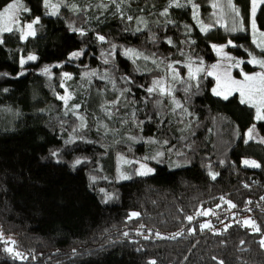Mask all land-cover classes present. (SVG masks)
I'll list each match as a JSON object with an SVG mask.
<instances>
[{"label": "trees", "instance_id": "16d2710c", "mask_svg": "<svg viewBox=\"0 0 264 264\" xmlns=\"http://www.w3.org/2000/svg\"><path fill=\"white\" fill-rule=\"evenodd\" d=\"M179 2L186 6L161 16L169 0H58L57 15H46L44 0H23L20 21L39 18L35 35L9 32L0 42V110L14 112L0 128V232L11 238L0 241V264H264V122L255 125L259 140L245 143L252 108L214 95L206 70L195 82L185 77L189 63L214 64L210 42L230 39L232 63L247 72L256 70L249 53L264 52L248 32H202L191 5ZM234 2L248 14L251 0ZM254 19L264 32V3ZM129 48L155 68L124 57ZM73 52L82 54L70 59ZM170 63L179 74L175 112L169 98L147 92L161 76L156 65ZM64 73L72 77L67 107L58 99ZM77 104L83 127L68 111ZM119 159L132 164L118 170ZM137 161L153 172L137 175ZM132 212L139 215L129 219Z\"/></svg>", "mask_w": 264, "mask_h": 264}, {"label": "snow or ice", "instance_id": "6c2138e0", "mask_svg": "<svg viewBox=\"0 0 264 264\" xmlns=\"http://www.w3.org/2000/svg\"><path fill=\"white\" fill-rule=\"evenodd\" d=\"M60 2L62 3L63 0H60ZM112 3H116V0H111ZM121 3L124 2V0H120ZM45 3V7L46 8H50L51 12L49 13L50 15H57L58 13V9H59V4H51L50 0H44ZM258 3H264V0H252V16H253V20H252V29H253V43L256 44V46L258 48L261 49L262 52H264V32L261 33H256V24H255V13H256V9L258 6ZM187 4L191 5L192 9H193V19L197 21V23L200 25V30L202 32H208L210 29L209 25H204L200 20H199V5L195 4L193 2V0H187ZM117 11L120 10V4L117 3ZM186 5L181 4L179 2V0H169V4L168 6L164 9L163 12L160 13L161 16H166L168 14V8L171 7H184ZM214 8H221V4H219L218 2H214L212 5ZM227 7L228 9L235 14L236 17L240 16V10L235 7V5L232 3V0H227ZM28 9L22 4L21 0H12V2L8 3L6 6L3 7V10L0 11V33L3 32H11L13 31V25L19 26V14L21 11H27ZM72 10L74 12L80 11L79 9L76 8V6L73 4L72 5ZM129 20L132 19L131 16L127 17ZM221 18H223V13H221ZM39 23V18L33 20L31 23H28L26 25H24V31L21 32V39H25L27 36H33L35 35V30L33 25ZM187 27V26H186ZM70 28L72 31L74 32H79V34L81 36L86 35V33L81 30V29H77V28H72L70 25ZM139 30V29H138ZM231 31H236L237 28L233 27L231 29H229ZM240 30H243V28L241 27ZM190 31V29H189ZM257 36L259 38H257ZM97 39L101 42H103L105 40L104 36L98 35ZM154 39V37H153ZM2 42V41H0ZM168 43L171 44L172 41L168 40ZM229 44H231V41L228 42ZM234 46V45H233ZM213 49L216 51L218 56H221L222 59L225 60H229L232 61L233 58L231 56H229L227 53L224 52V46H216L213 45ZM81 52H73L70 56V59H74V58H79V56L81 55ZM125 55L129 56V57H140L143 56V53L137 52L134 49H127L125 51ZM249 55L251 56V53H249ZM28 60H35L36 57L35 56H28L27 57ZM145 60L148 59V57H144ZM26 61L24 59H21V65L23 66V64ZM155 62V61H154ZM105 63H107V60L105 61ZM240 63H242V61H235L234 63L229 65V68L226 69L222 74L218 73L216 70L220 67L219 64H214L211 66V70L207 71V75L209 76H213L215 75L216 77V87L213 88V94L217 95V96H222L224 99H228L229 95H231L233 92H237L240 95V102L242 104H248L250 107L255 109V118L257 121H264V71H260V72H256L254 74H247V73H243L241 72V75L243 76L242 80H237L234 79L231 76V72L230 69L232 67H238L240 65ZM247 63L250 64H254V65H258L261 69H264V59H257L255 56H252V58L250 60L247 61ZM200 65L198 67L193 68L192 64L189 63L187 65L188 69H189V78L190 79H195L196 75L200 72L205 71V69L202 67L203 65V61H200ZM167 67L171 70V76L173 80L178 79L179 74L177 73L176 69L173 67V65L170 63L167 65ZM42 73L45 75H49L50 74V68L49 67H45L44 69H42ZM92 75H96L95 72L92 73ZM72 77L68 74V73H64V79L65 80H69ZM124 79H127L126 77ZM63 87V84L61 85ZM159 91V93L161 95H171V90L170 88H166L164 86V81L162 79L160 80H154L153 81V86L149 87L147 89V92L149 94H152L156 91ZM125 91H128V89H125ZM58 99L63 100L65 103V106L67 107L68 105V101L72 99V96L70 93H67L64 96H59ZM113 103H116V101H114ZM176 108H180L182 107V105L178 102V101H174ZM80 106L74 105L71 108H68V111H71L73 115H76V111L75 109H78ZM68 111L65 112V115L68 114ZM186 111V110H185ZM78 119H80L81 121H83V117L82 116H78ZM83 123H81L80 127H83ZM247 139L245 140V143H247L249 140H253L256 138L255 136V125H253L251 128L248 129L247 133H246ZM151 143H155V141H150ZM260 144H264V139H260L259 140ZM53 156H56L57 153L53 152L52 153ZM162 155V153H157V156ZM124 163H131L130 161H123ZM76 164L81 163V161L79 159L76 160L75 162ZM243 163L246 166L249 167H253V168H258L260 167V165L255 161V160H244ZM153 170L151 168H148L145 164H141L140 168L137 170L136 174L137 175H148L152 172ZM213 179H215V174L213 173H209ZM121 178L122 179H129L130 177L121 173ZM95 178H93L94 180ZM103 191V190H101ZM111 197H109L110 199ZM221 199L223 200V197H221ZM264 199V198H262ZM229 206L231 208L236 207V205L232 204L230 201H226ZM209 213L207 211L205 212H198L197 215H208ZM139 213L137 212H132L129 215V219H132L136 216H138ZM194 217L192 216H188L187 219L189 221H192ZM244 226H250L254 231H260L259 227H257V225L255 224L254 221L252 220H244L243 221ZM201 229H208L211 228V224L210 223H204L200 225ZM125 236L128 235L127 232L124 233ZM147 238V237H145ZM260 245L262 248H264V239L260 240ZM6 251L11 252L12 249L8 248L6 249ZM17 256H19V253H16ZM213 259H215V257H213ZM148 264H155V261H149ZM221 264H223V262H221Z\"/></svg>", "mask_w": 264, "mask_h": 264}, {"label": "rangeland", "instance_id": "374dc122", "mask_svg": "<svg viewBox=\"0 0 264 264\" xmlns=\"http://www.w3.org/2000/svg\"><path fill=\"white\" fill-rule=\"evenodd\" d=\"M12 2V1H11ZM22 4H23V0H21ZM193 2L197 5H199V20L204 24V25H209L210 26V29H213V28H216V27H219L221 28L226 34L228 35H233V34H237V33H244V32H248L252 38V42H253V29H252V20H253V16H252V0L250 2V9H249V12L248 14H242V12L240 11V16L239 17H236L234 13H232L228 7H227V0H193ZM214 2H218L219 4H221V8H214L212 5ZM50 3L51 4H59L58 3V0H50ZM232 3L235 5V2L234 0H232ZM45 4V3H44ZM261 3H258V6L260 5ZM257 6V7H258ZM235 7H237L235 5ZM192 8V7H191ZM238 8V7H237ZM239 9V8H238ZM2 9H0V11H2ZM59 10V9H58ZM193 10V9H192ZM240 10V9H239ZM51 12V9L50 8H47V12H46V15H50L49 13ZM193 13V11H192ZM221 13H223V18H221ZM19 19V26H16V25H13V31L11 32H18L20 33L21 35V32L24 31V25L28 24V23H31V22H27V23H22L20 21V18L18 17ZM37 19V18H36ZM196 22V25L199 27L200 29V25L197 23V21L195 20ZM34 27V25H33ZM233 27H236L237 30L236 31H231L229 29L233 28ZM241 27L243 28V30H240ZM209 29V30H210ZM262 31H260L258 29V27L256 26V33H261ZM6 33H9V32H3V33H0V41H2V38H3V35L6 34ZM27 37H30V36H27ZM26 37V38H27ZM25 38V39H26ZM257 38H259L257 36ZM24 40V39H22ZM231 41L230 39H228L226 42L224 43H215V42H210V47L213 51V54L215 56V62L214 64H219L220 67L216 70L218 73L222 74L226 69L229 68V65L230 63H232V61H229V60H225V59H222L221 56H218L216 51L213 49V45H216V46H224V52L227 53L229 56H231L233 58V56L230 54L229 52V48L233 47L234 43L231 41V44H229L228 42ZM101 42V41H100ZM254 46L256 47V50H259L261 51L260 48H258L256 46V44H254ZM125 51L126 50H123L122 53H123V56L128 58V59H131V60H138L140 59V67L143 69V70H147V69H151V68H155L153 65V62L154 60L151 59V58H148L147 60L144 59L145 56H140V57H129L127 55H125ZM252 56H255L257 59H262V57L258 56L257 54L255 53H251V56L249 57V60L252 58ZM24 59V58H23ZM25 60V59H24ZM26 61V60H25ZM27 61H33V60H28ZM192 64V63H191ZM213 64V65H214ZM251 67L255 68L256 70L254 72H247L245 67L242 66V64L240 63V65L238 67H232L230 69V72H231V76L234 78V79H237V80H242L243 79V76L241 75V72L243 73H247L249 75L251 74H254L256 72H260V71H264V69H261L258 65H254V64H250L248 63ZM193 68L195 67H198V66H201L199 64H192ZM212 66V65H211ZM211 66H203L202 67L208 71V70H211ZM156 69L161 71V76L157 79V80H160L162 79L164 81V86L166 88H170L171 90V95H161L159 93V91L157 90L156 92L154 93H157L161 96H165L167 98H169V106L171 108V111L175 112L176 110H178L179 108H176V105L174 103V101H177L175 100L172 96V92H173V89H174V85L173 83L176 81L179 80V76H178V79L176 80H173L172 79V76H171V70L169 68L166 69V71H164V67L161 66V65H156ZM235 72H237L238 74L236 75ZM201 74L198 73L196 75V78L195 79H190L189 78V69L188 67L186 66V72H185V77L186 79H188L189 82H195L197 77ZM213 78V81H214V85H213V88L216 87V84H217V81H216V77L215 75L211 76ZM99 80H102L104 81V79L100 78ZM69 80H65L63 81V93L59 96H64L67 93H70L69 91ZM153 86V85H152ZM213 88H212V92H213ZM71 94V93H70ZM232 95H237L238 99L241 100L240 98V95L239 93L237 92H233L230 96ZM58 96V97H59ZM72 96V95H71ZM217 96V95H216ZM222 99H224L222 96H218ZM62 103L64 104L65 106V103L63 100H61ZM70 101V100H69ZM68 101V102H69ZM180 103V102H179ZM181 104V103H180ZM247 106H249L248 104H245ZM250 107V106H249ZM252 108V107H251ZM253 110V114H254V124L253 125H256L257 122H264V121H257L256 118H255V109L252 108ZM13 115H14V112L11 108H6V109H2L0 110V128L3 127L4 125H7L9 124V121L11 120V118H13ZM77 117L80 116V115H76ZM80 120V119H79ZM83 123V125H85V120L83 118V121L80 120V124ZM252 125V126H253ZM251 126V127H252ZM248 131V130H247ZM247 131L245 132L244 134V139L246 140L247 139V136H246V133ZM259 136H262L260 134H257L256 130H255V136L256 138L254 140H259ZM262 138L264 139V137L262 136ZM261 139V138H260ZM126 159H119L117 161V165L115 166L116 169L120 170V169H123V168H126L128 167L129 165L132 164V161L131 160H126V161H130L131 163H124L123 161H125ZM138 165H137V169H136V172L137 170L140 168V165L141 164H145L143 161H137ZM148 167V166H147ZM148 168H151V167H148ZM153 170V168H151ZM153 172V171H152ZM151 172V173H152ZM242 221L244 220H249V218L247 216H244L241 218ZM8 240H11V238L9 237H5L1 232H0V241L1 242H4V241H8Z\"/></svg>", "mask_w": 264, "mask_h": 264}]
</instances>
